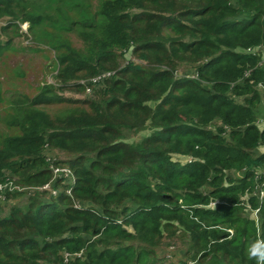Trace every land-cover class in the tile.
<instances>
[{"label": "trees", "instance_id": "1", "mask_svg": "<svg viewBox=\"0 0 264 264\" xmlns=\"http://www.w3.org/2000/svg\"><path fill=\"white\" fill-rule=\"evenodd\" d=\"M38 1L0 0V37L39 24ZM69 27L84 49L62 45L65 90L86 91L76 82L113 75L88 99L32 100L80 105L76 115L29 112L23 123L9 122L23 126L0 138V181L40 188L55 165L68 166L75 183L58 179L51 201L39 191L0 199V264H165L159 250L175 243L183 251L173 264H255L246 250L264 239L256 193L264 0H106L93 20ZM5 47L0 40V54ZM144 131L139 143L126 141L127 132ZM48 149L68 158L51 162ZM228 171L243 175L232 180ZM23 195L24 204L5 208Z\"/></svg>", "mask_w": 264, "mask_h": 264}, {"label": "rangeland", "instance_id": "2", "mask_svg": "<svg viewBox=\"0 0 264 264\" xmlns=\"http://www.w3.org/2000/svg\"><path fill=\"white\" fill-rule=\"evenodd\" d=\"M104 1L106 0H39L34 12L36 16L42 17L39 24L35 27L29 26L28 23L22 24L20 29H11L0 37L3 46H6L0 54V138L20 134L23 124L19 127H10L9 122L18 118L23 123L29 112H43L54 118L76 115L83 110V107L75 104L33 105L32 100L40 94L49 96L58 94L71 100H83L94 96V90H91V93L85 90H65L66 86L58 76L60 70L58 59L62 54L63 44L84 49L80 31L71 30L69 24L74 21L93 20ZM130 59L132 56L127 55L126 60ZM125 63L126 61H122V64ZM104 74L107 73H102L101 76ZM187 74H191V71ZM97 79L96 88L103 83L104 77ZM76 83L89 85L91 80L82 79ZM229 96L233 97L232 93H229ZM238 102H241L240 98ZM260 113L259 115L263 114ZM149 132H127L126 141L139 143ZM263 151L264 148H260V153ZM46 154L53 161L57 159L64 161L68 158L58 150L48 149ZM6 174L9 176L10 172ZM242 175L240 172H227V176L232 180H238ZM263 188L264 182H259L257 190L260 192ZM29 193L26 192L25 196ZM44 198L45 201H51L54 197L48 194ZM25 200L24 195L12 198L8 203L5 202L4 206L9 209L13 205L24 204ZM244 200L247 201V197ZM249 211L250 218L260 227V214L255 210ZM159 251L165 264L177 263L182 258L183 250L180 243L171 246L168 244Z\"/></svg>", "mask_w": 264, "mask_h": 264}, {"label": "built area", "instance_id": "3", "mask_svg": "<svg viewBox=\"0 0 264 264\" xmlns=\"http://www.w3.org/2000/svg\"><path fill=\"white\" fill-rule=\"evenodd\" d=\"M25 25H27V24H25ZM248 52L249 53H256L257 49L250 50ZM262 64H264V60L262 61ZM111 75L112 74L107 73V74H104L103 76L100 75V76H98L96 78H93L91 80V83H92L91 85L93 86L92 88L89 87V85H85L87 93H91V90H94V88L96 87L97 80H98L97 78L104 77V79H106V78H110ZM249 75H250V71L245 72L244 79H247L249 77ZM104 79H103V81H104ZM238 82H240V81H238ZM256 124L258 126H263L264 125V115L261 117V119L259 121H257ZM49 160L51 162H54L50 158H49ZM51 169H52V172H53V179L49 183H47L46 185H44V186H42L40 188L22 187V186H19V185L15 184V182L13 180H10V179H7L4 182L0 181V199L4 202V201H6V198L8 197V194L15 193V192L26 193V192H33V191L48 192L51 196L56 197L58 195V191L54 188V184H55V182L58 179L62 180L65 185H69V186H72L75 183L74 173L68 166H55L54 165V166L51 167ZM263 174H264V170L258 171L257 176H256V180L258 181V184H259L260 178L264 177ZM67 193L69 195H71V189H69L67 191ZM256 193L259 195L260 199L264 198V188H263V190H261L259 192L257 190V187H256ZM212 205H216V203H212ZM76 207H79L78 203H76ZM247 207L250 208V206L248 204H247ZM68 256L69 255L67 254L66 255V260H67Z\"/></svg>", "mask_w": 264, "mask_h": 264}, {"label": "clouds", "instance_id": "4", "mask_svg": "<svg viewBox=\"0 0 264 264\" xmlns=\"http://www.w3.org/2000/svg\"><path fill=\"white\" fill-rule=\"evenodd\" d=\"M246 252L249 260L255 264H264V239L252 242Z\"/></svg>", "mask_w": 264, "mask_h": 264}, {"label": "crops", "instance_id": "5", "mask_svg": "<svg viewBox=\"0 0 264 264\" xmlns=\"http://www.w3.org/2000/svg\"><path fill=\"white\" fill-rule=\"evenodd\" d=\"M238 99H239V98H238ZM238 99H237V101H238ZM240 101H241L240 103H243V102H244V98H243V97H240ZM263 104H264V99H262V103H261V105H260V107H259V112H263V114H264ZM260 114H261V113H260ZM263 114H262V115H263ZM262 115H259V116H258L257 121H259V120L261 119ZM261 153H264V151L261 152Z\"/></svg>", "mask_w": 264, "mask_h": 264}]
</instances>
